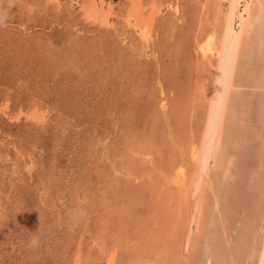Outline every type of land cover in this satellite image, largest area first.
Returning <instances> with one entry per match:
<instances>
[{
    "label": "rangeland",
    "instance_id": "obj_1",
    "mask_svg": "<svg viewBox=\"0 0 264 264\" xmlns=\"http://www.w3.org/2000/svg\"><path fill=\"white\" fill-rule=\"evenodd\" d=\"M157 1L162 11L151 0H97L112 6L102 23L82 8L89 0H0V264H212L206 241L224 230L201 208L202 194L211 205L213 193L205 183L194 197L169 174L178 145L204 124L200 87L213 86L197 43L223 25L229 2L178 0L176 21L169 3L177 0ZM253 142L239 147L245 175ZM239 181L221 202L224 233L236 238L219 247L224 264L240 254L235 219L253 204Z\"/></svg>",
    "mask_w": 264,
    "mask_h": 264
},
{
    "label": "bare ground",
    "instance_id": "obj_2",
    "mask_svg": "<svg viewBox=\"0 0 264 264\" xmlns=\"http://www.w3.org/2000/svg\"><path fill=\"white\" fill-rule=\"evenodd\" d=\"M157 2L159 1L151 0L150 9L153 8L152 10L162 11L161 8L159 7L160 3ZM203 2H205V0ZM228 2H229L228 4L229 7L227 11L225 13L223 11L224 13V19L222 16L223 25L220 28L219 27L217 28L216 24L213 25L212 27L209 26L210 29L206 33H203L204 35L202 36V38L199 39V42L197 43L200 49L199 51H201L202 53L201 58H203L204 60L203 63H205L206 68L209 69L210 67L213 69L212 71H214L213 75L210 76L212 78L211 80L213 83L212 88L209 87L210 83H208V86H205V84H203L200 87L201 91L203 90L202 94H204V96L201 95L200 97L205 101V104H203L205 106V110L203 111L204 117L203 115H201L204 118L202 119V123L204 121V124L202 128L200 126L201 131L199 130L200 131V134L198 133L199 136L197 137L194 136L195 135L194 133V135L185 139L186 146L185 145L182 146L183 144L180 145L179 143L178 145L176 143V145H178V149H177L178 154L176 153L177 156H175L174 161L171 160L170 162L171 173L168 174L170 175L171 181L173 182V184L177 186V188L183 191L185 190V192L187 189H190L194 197L197 195L198 196L201 195L202 187L204 186L205 183L208 184L210 191L213 193V196H211L212 197L211 200H213V202L210 205L209 203L210 199H208L207 196H205V194H202V198H203L202 202L205 204L202 206L201 209L205 211L206 209H211L212 220L210 218H207V220H209L210 223L213 220L214 222L218 221L220 224H222L223 226L222 229L225 232L226 229H228L229 227L227 228L226 226L227 222H225L224 219L222 218V215L226 213V210H224V208L226 209V207H222L221 202L227 196H229L233 191H235L238 188L237 186H240L242 184L240 183V181L239 183H237L238 180L247 181L246 185L251 187L252 189L251 192L253 197H251V199L253 201V204H250V208H249L250 216L247 215L244 218V220L235 219L237 227L238 228L241 227L240 231L237 234V242L234 244V245L236 244L238 245L237 250H239L238 253L240 254H238L237 257H234L235 259H232L233 257H230L229 264H264V173L262 171L264 170V0H228ZM102 3L103 2H101V4L98 3L97 0H89V2H85L83 4L82 8H84V10H87L86 13L88 16L91 17L100 16L102 17V23H107L109 22L108 18L112 14V10H111L112 6L108 5V7L105 9L104 8L105 6ZM203 7L205 8L204 5ZM169 9L171 16H173V18L175 17V20L177 21L176 17H178L177 15L178 13H180L178 0L175 1L174 3H172L171 1L169 3ZM214 10L216 12L217 9ZM129 16L131 15L129 14ZM128 20L131 21L130 19ZM210 20L211 19L209 18V21ZM217 21L219 22V19ZM201 23H203V20H201ZM195 48L197 47L195 46ZM201 58H200V62H201ZM214 59H215V63L213 64ZM205 78H207V76H205ZM206 81L207 80L205 79V83ZM195 87L196 85L194 86V88ZM195 90H193V92ZM194 98L196 103L190 102L191 104H187V108L188 107L190 108L189 112L191 113V115L196 111V109L194 108H196V105L199 103V102L197 103L196 101L198 99H196V97ZM168 103L169 102L167 101V98L166 100L163 99L160 103V109H162V111L165 110L168 106ZM252 109L255 116H257L256 120L255 118H253L254 115L251 114ZM163 114L165 113L163 112ZM180 114L181 113H179V115ZM178 123L181 122L178 121ZM192 124H195L194 120ZM189 125L191 124L189 123ZM196 128L198 129V127ZM167 132L169 131L167 130ZM177 134L180 135V133L178 132ZM185 134H184V138L187 137V135L185 136ZM165 135L167 136V134ZM180 137H182L181 140H183V136ZM169 138H171V140L174 139V137L173 139L172 137ZM253 141H256L255 148H257L256 151L257 153L256 155H254L253 166L249 168L248 173L245 175L244 173H242L241 168L237 166V164L241 165L243 163L240 157H238L241 151L239 147L243 146L245 147V149H249V148L251 149L253 147L252 146V144L254 143ZM172 145L173 144H171V146ZM135 168L132 171L136 170ZM243 177L244 179L242 180ZM200 215H201V210L197 214L198 217L192 220V224L194 226V228L192 229L193 232H195V230L198 228V223H199L198 218L200 217ZM253 221L255 222L258 221L257 225L255 224L256 226H254ZM224 231L222 234L220 233L221 235H218L219 233L217 235H211V237L208 238V240L206 241L209 244V246L207 252L205 251L204 256L205 259L207 258V260L212 261V264H224V262H222L224 260L220 261L218 259V253L220 251L219 247H221L222 242H225L227 245H230L232 239L231 237L230 239L229 236L227 237ZM195 233L187 237L186 240L184 241L183 245H185V249L187 250L191 249L192 245L195 247L196 244L195 243L196 238H194ZM224 246L225 245H223V247ZM180 254L181 252L178 254V258L179 256L182 257V254L181 255ZM157 258L158 257H156V259ZM160 261L161 263H163L164 259Z\"/></svg>",
    "mask_w": 264,
    "mask_h": 264
},
{
    "label": "clouds",
    "instance_id": "obj_3",
    "mask_svg": "<svg viewBox=\"0 0 264 264\" xmlns=\"http://www.w3.org/2000/svg\"><path fill=\"white\" fill-rule=\"evenodd\" d=\"M37 238L36 237H32L29 241L30 246H35L37 244Z\"/></svg>",
    "mask_w": 264,
    "mask_h": 264
}]
</instances>
